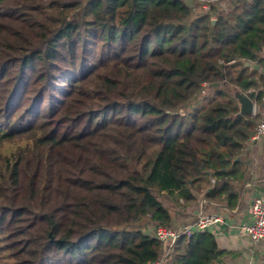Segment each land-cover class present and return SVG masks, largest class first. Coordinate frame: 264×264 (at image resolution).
<instances>
[{"label":"trees","instance_id":"trees-1","mask_svg":"<svg viewBox=\"0 0 264 264\" xmlns=\"http://www.w3.org/2000/svg\"><path fill=\"white\" fill-rule=\"evenodd\" d=\"M217 4L0 0V264H153L147 227L238 206L260 115L224 85L264 104V0ZM172 251L224 256L209 232Z\"/></svg>","mask_w":264,"mask_h":264},{"label":"crops","instance_id":"crops-1","mask_svg":"<svg viewBox=\"0 0 264 264\" xmlns=\"http://www.w3.org/2000/svg\"><path fill=\"white\" fill-rule=\"evenodd\" d=\"M248 66L250 67V65ZM250 69L255 71V77L264 75V68ZM255 114L260 115V118L263 116L264 104L255 103ZM241 161L243 175L240 184L243 191L238 206L233 209L236 210L235 213H232L233 210L206 201L203 204L205 199L198 196L195 204L182 208L174 215L172 225L187 223L201 211L206 214L224 215L225 223L223 222L208 231L213 235L218 250L224 253L220 264H264V240L257 244L253 243L246 233L230 228V225L238 222L239 219L247 220L252 199L264 192V137L246 143ZM175 256L174 251L163 246L160 253L161 264H174Z\"/></svg>","mask_w":264,"mask_h":264},{"label":"built area","instance_id":"built-area-1","mask_svg":"<svg viewBox=\"0 0 264 264\" xmlns=\"http://www.w3.org/2000/svg\"><path fill=\"white\" fill-rule=\"evenodd\" d=\"M217 2V5L232 4L239 0H211ZM264 99V88H263ZM264 137V114L259 119L255 132L251 140H259ZM182 204V201H180ZM205 203V200L202 202ZM233 210L232 213H235ZM224 215L221 214H206L204 212L198 213L193 219L184 224L172 225L164 227L161 225H152L146 228V233L159 241L163 246L172 250L175 245L181 240H190L198 233L208 232L213 227L225 223ZM230 228L246 233L253 243H259L264 240V192L261 195L252 199L249 206V213L247 220L239 219L238 222L232 223ZM153 264H161L160 259Z\"/></svg>","mask_w":264,"mask_h":264},{"label":"water","instance_id":"water-1","mask_svg":"<svg viewBox=\"0 0 264 264\" xmlns=\"http://www.w3.org/2000/svg\"><path fill=\"white\" fill-rule=\"evenodd\" d=\"M75 19V15H71L69 18V21L72 22ZM248 65V64H246ZM250 68L259 70V66L255 64H251ZM264 72V70H263ZM224 89L232 96V98L236 101L237 106L239 108L238 114L235 115V117H242L245 116H253L254 115V107L255 103L248 98V96L243 93L240 89L237 87L225 84Z\"/></svg>","mask_w":264,"mask_h":264},{"label":"rangeland","instance_id":"rangeland-1","mask_svg":"<svg viewBox=\"0 0 264 264\" xmlns=\"http://www.w3.org/2000/svg\"><path fill=\"white\" fill-rule=\"evenodd\" d=\"M196 3V1H194V5H196L195 4ZM201 3V5H202V7L204 8V3L203 2H200ZM232 5H234V3H232V4H221V5H219L221 8H223L224 10H227L228 8H230ZM218 6V5H217ZM218 6V7H219ZM204 9H206V8H204Z\"/></svg>","mask_w":264,"mask_h":264}]
</instances>
